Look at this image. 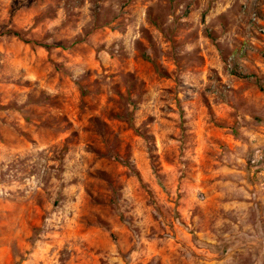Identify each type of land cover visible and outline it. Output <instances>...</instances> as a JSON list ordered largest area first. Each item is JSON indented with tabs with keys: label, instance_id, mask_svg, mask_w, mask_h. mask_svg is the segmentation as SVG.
Masks as SVG:
<instances>
[{
	"label": "rangeland",
	"instance_id": "rangeland-1",
	"mask_svg": "<svg viewBox=\"0 0 264 264\" xmlns=\"http://www.w3.org/2000/svg\"><path fill=\"white\" fill-rule=\"evenodd\" d=\"M0 264H264V0H0Z\"/></svg>",
	"mask_w": 264,
	"mask_h": 264
}]
</instances>
